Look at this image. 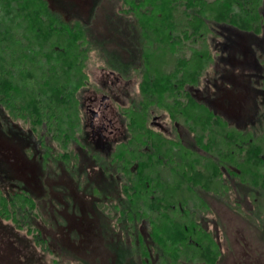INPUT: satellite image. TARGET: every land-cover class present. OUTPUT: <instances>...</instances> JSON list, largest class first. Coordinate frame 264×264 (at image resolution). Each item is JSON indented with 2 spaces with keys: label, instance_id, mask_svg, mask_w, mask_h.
<instances>
[{
  "label": "trees",
  "instance_id": "16d2710c",
  "mask_svg": "<svg viewBox=\"0 0 264 264\" xmlns=\"http://www.w3.org/2000/svg\"><path fill=\"white\" fill-rule=\"evenodd\" d=\"M106 1L119 5L112 21L121 25L125 61L99 42L92 22L55 8L50 0H0V112L34 135L53 166L61 147L67 149L66 170L76 179L75 148L86 145L81 102L93 84L88 61L135 80L137 94L122 114L125 133L114 143L121 151L108 156L88 144L107 177L114 171V177L131 179L105 185L102 192L89 187L98 191L95 205L106 222L105 236L114 241L118 264H216L222 252L202 229L210 225L214 202L264 227V44L257 64L243 70L252 101L242 116L232 118L199 98L206 97L208 78L222 75L216 67L221 47L233 42L229 34L251 32L264 39V0H101ZM208 87V98H215ZM153 112L170 114L193 135L192 152L178 143V168L170 154L174 150L148 126ZM143 131L150 142L142 140ZM149 144L159 148L157 158L147 157ZM76 181L81 184L79 177ZM44 210L36 192L20 180L0 189V219L36 245L42 241L39 222L55 223ZM63 257L55 255L53 264H88L58 261Z\"/></svg>",
  "mask_w": 264,
  "mask_h": 264
},
{
  "label": "rangeland",
  "instance_id": "374dc122",
  "mask_svg": "<svg viewBox=\"0 0 264 264\" xmlns=\"http://www.w3.org/2000/svg\"><path fill=\"white\" fill-rule=\"evenodd\" d=\"M50 1L55 8H62L83 21L92 22L97 39L108 46L110 54L121 53L124 61L128 59V53L124 50L125 38L120 33L121 25L119 26L118 21V23L112 21V16L119 5L108 1L101 2V0ZM208 1L213 2L215 0ZM234 33V35H228H232L233 42L231 44L228 42L224 47H221V54H219L221 63L217 65L216 70L222 75L217 78L212 74L208 78L210 80L208 85L214 89L212 93L216 100L215 106L232 118L236 117L240 110V104H243L240 110V116H242L246 110L250 109L249 102L252 101L250 97L252 90L249 87L248 76L238 68L239 66L254 67L257 64V57L261 56L260 46L264 44V39L260 40L251 32L234 31ZM254 40L259 43L256 44L257 47L252 42ZM186 57L189 58L190 54L186 53ZM88 62L90 71L93 74V83L102 87L103 90L106 88L113 89V87L116 89L119 86L120 97L124 85L120 83L121 80L118 74H113L114 70L110 68H105L106 71L102 70L103 68H97L98 63L92 59ZM227 66L228 69H225ZM208 85H203L208 89L205 93L206 97L211 93ZM91 88L93 89V86ZM194 90L197 91V89ZM119 112L124 113V110H119ZM84 124L86 126L85 119ZM20 125L25 129L28 127V124ZM158 125L164 126V130H169L170 119L168 115H165ZM83 129L87 128L83 127ZM157 129L160 130V128ZM183 129L185 130V128ZM87 132L88 135L82 136L86 145L90 143V128ZM86 145L84 146L88 149L90 146L87 147ZM6 147L4 152L7 156L4 158L8 159L6 161L9 162L11 169L15 170L17 168L22 173H24V170H28L29 174L27 176H30L35 168L24 161L20 149L16 152L13 146L8 145ZM61 148L68 151L64 147ZM77 157L79 158V156ZM68 158L70 160L72 155ZM79 163H82L78 168L81 174L85 173L87 179L98 180L100 185L103 186L104 182L102 183V180H99V172L92 166L91 159L79 160ZM51 174L53 175V172ZM31 183L30 186L38 195L40 202L46 205L52 195V192L49 193L51 187L45 184L43 188L39 183ZM55 184L57 187L60 186L62 190L61 193L54 195L61 206L58 210L61 216L59 220L66 224L61 223L58 226L56 225L55 228H48L45 223L39 222L40 232L38 234L39 239H42V241L36 245L30 235L16 228L10 221L0 219V264H53L55 255L61 256L59 254L62 253H71L69 257L74 256L77 259L82 257L88 264L111 263L112 256L109 249L112 250V242L109 243L105 236L107 232L105 227L101 228L103 220L93 215L90 198L83 194L84 189L77 186L75 188L74 183L67 180L65 182L60 181V184L55 182ZM212 208L213 212H209L211 213L209 219L214 222L210 224L209 229L214 233L219 246L222 248V257L219 258L216 264H264V227H257V222L244 218L223 204L214 202ZM44 211H46V215L51 212ZM214 243L219 247L216 242ZM45 245L50 246L52 251L49 253L42 251L41 247L48 248Z\"/></svg>",
  "mask_w": 264,
  "mask_h": 264
},
{
  "label": "flooded vegetation",
  "instance_id": "af4514ba",
  "mask_svg": "<svg viewBox=\"0 0 264 264\" xmlns=\"http://www.w3.org/2000/svg\"><path fill=\"white\" fill-rule=\"evenodd\" d=\"M240 71L243 72L244 69H248L250 70L251 68L247 67V66H239L238 68ZM104 70V69H102ZM106 71V70H104ZM92 74V73H91ZM113 74H118L122 85V92L121 95L119 97V93L118 90L120 89L119 86L113 87L112 88H106L105 90L102 89V87L96 86L94 83L91 84V86L88 87L85 95L82 98V112L84 114V119H85V123L86 126L85 128V134L88 135L87 130L90 128V133H89V139H90V143L92 144L93 148L97 151L99 150L102 153H107V155L109 156V154L113 151V152H120L121 150L118 149L117 147L114 146L115 142H118L121 140L122 136H124L125 133V124L123 119V113L119 112V110H125V106L131 104V99L133 97L136 96L137 94V82L135 80H126L125 78H123L122 76H120L119 73H117L116 71H113ZM92 79H93V74L91 75ZM248 79V78H247ZM249 81V80H248ZM134 83V84H133ZM93 86V89L91 88ZM190 91V89H189ZM190 93L193 96V90L190 91ZM186 94V93H185ZM184 94V95H185ZM200 100L203 101H207L210 103H215V99L211 98V97H204V98H199ZM193 99H187V102L190 103ZM214 100V102H213ZM215 105V104H214ZM130 106V105H129ZM242 104H240L239 108L241 110L242 108ZM217 107V106H216ZM238 108V109H239ZM217 110H220L217 107ZM240 110L238 111L237 115H236V119L238 117H240L241 113ZM119 112V114H118ZM0 189H4L5 187L8 186H14L15 184H18L19 180L23 183L26 184L27 186H30V184L33 183H39L42 185V187L44 188V185L46 184L49 188V193H51L52 195L50 196L48 203L46 205H44V207L46 208V210L48 212H50L49 216L52 217L53 221H55V223H51L52 226L48 227V228H55V226L61 224L62 222L59 220L61 218V216H59L60 214L58 213V210H60L61 206L58 204L59 200L54 198V195L56 193H61L62 190L59 187H57V185L55 184V182H58V184H60V181H70L74 183V186L76 188V186L78 188H80L81 185V189H84V193L85 195H87L90 198L91 201V209H92V213L93 215H95L98 219H102L103 214L100 212V210L97 208V206L95 205V202L98 201L99 196L96 193H94V190H91V188H89L92 185H95L96 188H99V190L102 192L103 188L105 185H119V184H128L131 179H127V178H122L121 176L119 177H114L115 172L112 171V173L109 175L110 177H107L105 169L103 168V166L101 165L100 162H98V159L96 158V156L92 155V153H89V151H87L88 149L85 146H82L81 148H75L76 150V155L79 156L76 157V161H74L73 163H75L74 165H76V179L79 177V182L81 184H78L76 179L72 177V175L70 173L67 172L66 170V166L65 164L67 162H64L65 159V155H64V151L63 149L60 150V157H59V161L57 163V166H53L52 162V157H48L45 154V151H43L44 149H41L36 145V139L34 138V135L27 133L25 131H21V129L16 128L14 126V123L12 124V122H10V120L7 119V117L5 116V114H3V112H0ZM165 115H168L169 119H170V127L169 130L165 129L164 130V126L161 127V125H158L159 121L163 119V117ZM120 118V119H119ZM190 124H192L190 122ZM148 125V124H147ZM147 125L145 126V129L147 128ZM149 128H153L154 131L157 132L158 136L160 138H162L161 136L164 137V140H161L163 145L165 146V148L174 150L173 152L170 151L171 155H174V160H175V165L176 168H178V150H179V146L178 143L183 142L185 143V145H187L190 148V151L192 152V150H194L193 147V135L191 134L190 130L187 129H183L185 128L184 125L180 126L178 123L173 122V120L171 119L170 114L168 113H159V114H155L154 112L151 115V120L149 123ZM183 127V128H182ZM157 128H160V130H158ZM147 131V130H146ZM146 131H143L141 137L142 140H144L146 138L147 142H150L151 136L150 138L147 136ZM150 134L152 133V131L149 132ZM161 134V135H159ZM154 136L156 137L157 135L154 134ZM11 145L13 146V148L15 149L16 152H18L17 150L20 149L21 154L23 155V159L24 161L30 163L32 165V167H34L35 169L32 171V173L30 174V176H27V174H29L28 170H24V173L20 172L17 170V168L15 170L11 169L9 162H7L6 160H8L5 156V152L4 149L6 150V146ZM149 149L148 150L150 153H152L151 155L148 153L147 157L151 156V157H158V152L154 147V145H148ZM88 147V145H87ZM60 148V147H59ZM126 148V147H125ZM63 150V151H62ZM126 150H128V148H126ZM130 150V149H129ZM110 152V153H109ZM204 155H206L204 153ZM107 156V157H108ZM55 157V156H54ZM39 159H43L44 163H38ZM91 159L93 165L95 167V169L99 172V180H102V183L104 182L103 186L100 185L98 180H93V179H87L86 178H81V173L79 172V166L82 163H79V160H88ZM72 162V161H70ZM50 164H52L50 166ZM82 169V168H80ZM176 169L174 168V171ZM31 172V170H30ZM53 172V175L51 174ZM83 174V173H82ZM38 176V177H36ZM53 176V177H52ZM57 180H54V179ZM43 180V181H41ZM137 180V179H134ZM121 181H124L123 183ZM43 182V183H42ZM31 187V186H30ZM111 188V187H110ZM113 191L117 192L118 189L116 190L115 188H111ZM47 195V194H46ZM111 195L113 196V192L111 193ZM48 196V195H47ZM115 197H117L118 199L120 197H123L122 195H116ZM55 201V203H52L51 201ZM120 200V199H119ZM50 208H47V207ZM57 215L59 217H57ZM103 220V219H102ZM209 223L211 224L212 220H208ZM103 222H105L103 220ZM102 222V223H103ZM126 222V221H125ZM62 224H66V223H62ZM39 225V224H38ZM127 225V224H125ZM96 226V224H95ZM98 226V225H97ZM124 226V224H123ZM89 227V225H88ZM105 227L106 228V222L105 224L103 223L101 228L103 229ZM210 225H204L202 227V229L204 231H208L211 234V237L214 238V241L218 244L216 237L214 235V233H212V231L209 229ZM127 229V228H126ZM141 234L145 237V239L148 238V233L146 232L144 225H141L139 227ZM209 237V235H208ZM107 239L109 240L108 242L110 243V241L112 242V247L114 246V241L113 239L110 237H107ZM128 242V240H127ZM149 243V242H147ZM219 246V244H218ZM220 248V250L222 249L220 246L218 247V249ZM48 249L50 251H52L50 249V246H48ZM110 250V254L112 256V260L110 264H118L117 258L116 256V252L115 250L112 248L109 249ZM54 252V251H53ZM65 252H67L65 250ZM55 253V252H54ZM71 253H62L59 254L63 257L62 259H59L58 261L61 262H65V261H69V262H74L75 260L79 261V262H85L84 259L79 258H75L74 256L69 257ZM222 257V255H221ZM37 264V263H36ZM41 264V263H39Z\"/></svg>",
  "mask_w": 264,
  "mask_h": 264
}]
</instances>
